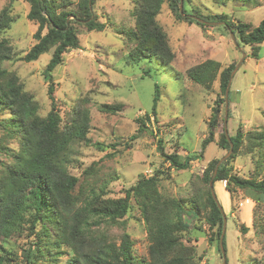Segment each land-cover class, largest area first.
Returning <instances> with one entry per match:
<instances>
[{
	"label": "trees",
	"instance_id": "trees-1",
	"mask_svg": "<svg viewBox=\"0 0 264 264\" xmlns=\"http://www.w3.org/2000/svg\"><path fill=\"white\" fill-rule=\"evenodd\" d=\"M25 1L29 3L26 16L37 24V29L33 35L34 43L19 58L29 62L51 51L43 70L51 108L46 115H41L38 102L24 89L18 75L1 67L4 60L17 56L8 38L3 36L13 21L7 8H3L0 12V110L9 116L0 118V264H200L201 256L197 254L196 246L183 241L190 230L185 217L188 211L193 213L191 218L195 224H208L210 246L215 247L222 258L219 246L222 216L208 184L219 158L206 164L198 177L200 184H194L188 198L161 192L160 183L170 176V172L160 168L149 176H140L117 197L111 195L108 184L111 178L108 180L97 175L96 163L84 168L79 175L69 170V160L64 155L72 151L74 143L89 142L90 112L84 106V100L80 99L66 118L61 116L53 96V71L64 63L66 52L78 49L82 44L76 24L84 26L87 31H101L105 23L94 13L96 0H91L92 11L89 0ZM167 1L179 19L193 22L197 21L193 16H198L219 22L235 34L241 45L253 46L252 55L258 56V46L264 42V18L256 26L239 20L234 22L222 14L211 19L187 10L185 1L182 10L179 0ZM131 2L134 25L121 31L125 42L131 45L127 50V62L136 64L151 57H157L163 63L172 62L175 53L157 20L164 0ZM68 16L73 18L67 21ZM233 69V64L223 67L214 59L187 69V76L193 82L207 88L218 77L221 97L215 100L208 120V136L202 140L199 152L189 151L185 156L167 153L162 139H157V151L163 162L169 164L168 171L189 167L190 161L201 156L206 145L213 140L220 106L225 102L226 84ZM154 89L150 113L136 118L140 133L148 129L146 121H150L152 116L156 119L155 108L160 99L158 84ZM99 109L115 113L124 110L125 104L102 103ZM228 136L229 141L223 125L217 144L228 151L231 142L232 151L219 165L213 179L215 193L218 183L228 192L230 200L233 193L240 190L257 203L264 202V174L242 177L233 172L232 165L245 142L246 152L257 157L258 170L264 169V126L246 132L238 130ZM96 145L103 149V145ZM132 201L139 210L149 241L144 257L135 254L126 231L118 236L120 240L117 242L108 228L113 224H123L121 220L132 208ZM240 229L247 231L243 224ZM24 236L27 242L18 245V250L9 246L10 241L16 243ZM223 248L225 251V235ZM65 250L68 257L62 261L60 256L66 254ZM251 263L260 264L257 261Z\"/></svg>",
	"mask_w": 264,
	"mask_h": 264
},
{
	"label": "rangeland",
	"instance_id": "rangeland-1",
	"mask_svg": "<svg viewBox=\"0 0 264 264\" xmlns=\"http://www.w3.org/2000/svg\"><path fill=\"white\" fill-rule=\"evenodd\" d=\"M183 1L187 10L211 19L222 14L234 22L239 20L256 26L264 18V0H182V4ZM3 8H7L13 17L3 36L8 38L17 56L4 60L1 67L18 75L24 89L38 102L40 114L46 115L51 101L43 70L51 51L42 53L33 61L20 60L19 57L35 41L33 35L37 24L26 16L29 3L25 0H0V12ZM131 9V0H96L94 13L100 21H104L105 28L87 31L84 26L76 24L82 44L78 49L66 52L64 63L53 71V96L61 116L66 118L80 99L84 100V106L90 112L89 142L74 143L72 151L64 158L69 160V170L76 175L96 163L97 175L108 180L111 178L108 184L114 197L122 195V190L133 185L140 176H149L160 168L170 172V176L160 183L161 192L188 198L194 184H200L198 177L206 164L212 159H220L227 151L217 144L223 130L225 104L220 106L213 140L206 145L201 156L190 161L189 167L168 171L169 164L163 162L157 151V139L161 138L167 153L176 152L185 156L189 151L199 152L202 140L208 136V120L216 98L221 97L218 77L207 88L193 82L186 71L207 59L219 61L223 67L231 64L235 67L242 52L245 53L233 75L228 94V135L238 130L258 129L264 126V42L258 46V56L255 57L252 55L253 46L241 45L234 34L238 42L235 45L231 33L221 23L202 18L209 22L202 26L199 21L181 20L164 0L157 20L175 53L173 61L163 63L157 57H151L136 64L128 63L127 50L131 45L125 42L121 31L134 25ZM155 84H158L160 92L155 108L157 120L152 116L150 121H146L148 129L140 133L136 118L150 113ZM117 102L125 104V109L115 113L99 109L102 103ZM7 115L0 110V118ZM96 143L103 145V149ZM246 149L244 142L239 156L233 161V172L242 177L264 174V169L256 167V155L246 152ZM215 190L226 217V264H252L253 261L264 264V202L257 203L240 190L235 191L230 200L228 192L218 183ZM188 212L185 217L190 223V230L184 243L196 246L197 254L201 256L200 264H221L222 258L208 240V224H195L191 218L193 213ZM121 221H124L123 224L108 226L110 233L119 242L118 236L126 231L133 242L135 254L146 256L149 241L133 201L132 208ZM242 224L247 228L246 232L241 231ZM26 242L24 236L16 243L10 241L9 246L17 248ZM65 251L66 254L60 256L62 261L68 257Z\"/></svg>",
	"mask_w": 264,
	"mask_h": 264
},
{
	"label": "water",
	"instance_id": "water-1",
	"mask_svg": "<svg viewBox=\"0 0 264 264\" xmlns=\"http://www.w3.org/2000/svg\"><path fill=\"white\" fill-rule=\"evenodd\" d=\"M89 7L92 11V8H91V0H89ZM180 10H182V0H180ZM70 18H73L72 16H68L67 17V21L70 19ZM193 18H195L197 21L201 22V23H204V24H209V22L203 20L202 18H199V17H195L193 16ZM219 23V22H218ZM231 33V37H232V40L234 42L235 45H237V41H236V38L234 36V33L233 32H230ZM245 53L242 52V57L240 59V61L237 63V65L234 67V69L231 71V74H230V77L227 81V84H226V88H225V92H224V101H225V111H224V131H225V134H226V137L229 141V136H228V132H227V110H228V94H229V90H230V86H231V81H232V78H233V75L236 71V69L238 68V66L240 65L241 61H242V58L244 57ZM232 151V143L230 142V148L229 150L227 151V153L221 157L215 167H214V170H213V173H212V176L209 180V188H210V192H211V195L218 207V209L220 210L221 212V216H222V229H221V233H220V236H219V246H220V250H221V255H222V263L221 264H226V259H225V251H224V248H223V238H224V235H225V228H226V217H225V214H224V211H223V208L221 206V204L219 203L218 201V198L215 194V191H214V188H213V179L217 173V170H218V167L219 165L230 155Z\"/></svg>",
	"mask_w": 264,
	"mask_h": 264
},
{
	"label": "crops",
	"instance_id": "crops-1",
	"mask_svg": "<svg viewBox=\"0 0 264 264\" xmlns=\"http://www.w3.org/2000/svg\"><path fill=\"white\" fill-rule=\"evenodd\" d=\"M247 208H248V207H246V208H245V212H246V213H247V211H248V209H247ZM246 210H247V211H246Z\"/></svg>",
	"mask_w": 264,
	"mask_h": 264
}]
</instances>
